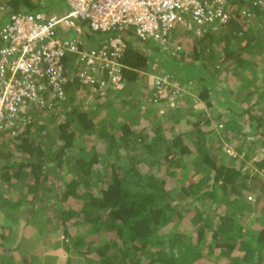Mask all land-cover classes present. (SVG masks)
Here are the masks:
<instances>
[{"label": "trees", "instance_id": "1", "mask_svg": "<svg viewBox=\"0 0 264 264\" xmlns=\"http://www.w3.org/2000/svg\"><path fill=\"white\" fill-rule=\"evenodd\" d=\"M247 2L248 0H241L237 5L234 1L229 0L228 12L230 16L227 23L217 30L206 29L201 36H198L195 43V52L190 53L193 60L202 62V70L195 69L197 75L192 74L191 76L192 79L197 78L198 80L197 83L193 84L192 89L197 88V98L202 101L203 105L201 110L196 111V115H202V118H204L202 122L201 119H195L192 123V129L196 134L193 141L194 152L187 144H184L181 134L175 135L167 142L161 134L160 121L163 122V118L161 119L160 116L165 117L169 111L178 110L179 112L182 108L168 109L162 114H156L150 122L153 137L148 142L140 137L141 130L138 131L132 126L137 123L135 118H130L129 121H119L120 125L117 130L111 134L112 124L123 110V104L127 100L121 101L122 106L119 108L115 104L110 106V114L103 115L101 120H95L93 116H89L86 111L78 110L76 106L71 108L72 111L66 110L62 106L63 110L61 111H63L64 120L57 123L53 131L58 149L48 157L43 142L34 136L33 131L36 128L33 129V126H36L37 120H32L21 131L17 130L18 132H15V128L0 129V182L6 183L9 191H18V197L24 198L32 204L30 208L32 214L35 213L34 211H38L37 207L34 209V203L40 193V188L48 178L45 165L56 159L57 164L61 167L64 162L62 156L70 150H78L75 158L70 162L74 169L73 176L68 181L63 180L61 188L55 189L57 212L52 214L51 217L49 216L51 222H59L63 226L62 235L58 236L54 243L51 242L50 249L61 248L67 253L64 264L72 263V259L69 257L71 252H77V254L84 257H93L94 260L91 261V264H184L185 262L181 257L184 250H197L200 242L207 235H209V241L207 242L209 251L218 252L217 254L220 256L234 250L245 254L251 252V257H253L254 251L257 252L258 250L260 257L250 264H264V200L259 198L254 201L255 204L251 205L245 199L246 194L251 191L250 189H253V191L262 189L261 196H264V175L250 176L244 173L242 171L243 160L237 167L218 160V155L213 151L212 144L206 142L205 131L200 130L201 123L204 124L209 121L206 111L212 112L213 109L216 110L214 117L223 120V124L219 127H231L236 132H239V127H241V125L235 123V116L230 117L226 108L224 110L218 106L213 88L215 87L216 91L229 99L231 90L227 87L226 89L224 87L220 88L218 85L219 79H217L216 74L219 71L218 69L225 65V60L231 54H235L237 62L244 56L250 57L251 60V57L255 54V52H251L253 47L264 41V24L260 30L257 27L254 28L248 25L252 13L257 19L263 16L264 0H261V3L255 6ZM1 3L7 7L9 15L21 11H45L47 8V5L43 6L44 3L40 0H0ZM241 4H248L247 9H242ZM239 9L244 12H238ZM86 30L87 26L84 25V40L86 44L91 45L95 38L92 35L89 36ZM111 34L113 35V33ZM125 37L127 45L120 58L123 65L121 70L124 86L120 91L112 93L116 95L114 96L115 99L123 96L125 91L131 93L141 78L143 79L142 87H145L146 73L152 69L150 62H155V58H152L151 53L148 52L150 49L148 47H152L151 49L155 54H164L163 59L158 61L165 62L169 60L170 62L175 61L183 63L182 65H188L185 63L187 57L183 50L178 53V55L180 54L178 57L170 58V55L166 54L160 46L153 42L133 40L132 30L125 31ZM216 43H220L219 54L215 53L214 46ZM260 48L262 49L261 46H259ZM214 54L217 55L215 58L213 57ZM214 59L216 61L212 62ZM244 64L243 62L240 65L241 67L236 64L232 68V70H236L237 78L240 79L239 88H246V83L251 82L252 86L248 95L254 94L260 88L261 91H258L257 94L264 95L262 84L256 86L257 77L250 78L244 75L243 68L247 69L246 66H248H244ZM162 68L176 76L174 71L176 69ZM248 68L250 70L254 69L251 66H248ZM193 69L194 67L187 70L192 71ZM181 84L184 87H189L186 81L181 82ZM128 97L133 103L131 95ZM114 98L111 99V103H114ZM148 102L155 105L149 100ZM183 111H185L184 108ZM237 111L238 117L243 112H247L248 118L253 119L249 109L239 110L238 108ZM57 112L59 114L60 110H57ZM31 113L37 114L40 111L32 110ZM169 115L171 116L167 117H174L176 113ZM32 117L35 119L34 114ZM256 122L254 126L257 131L258 127L264 124V116L257 117ZM41 124H43L42 121ZM44 126L36 127L41 129ZM98 126L103 128L98 131ZM78 132H94L96 136L102 138L104 140H102L103 144H105V148L102 147V149L108 156L101 158L98 150L85 148L77 138ZM139 145L145 147L154 156L162 155V158L167 161V165H165L167 169L170 167L173 169L185 163L182 160L186 158L187 154L194 153L195 156L201 159L202 171L205 172V177L202 180H197L196 183L191 182L179 186L182 195L189 197L199 192L195 188L200 183L203 185L205 182L207 184L209 180L211 181L210 186L203 191L202 195V199L206 197L213 199L210 211L194 209V214L198 217L199 222L197 221L195 224L193 241L187 240L193 234H189V231L187 232L180 226V219L184 214L177 212V205H173L171 201L170 185L168 179L164 176V171L160 175L146 174L139 171L133 160L128 161V167L119 163L122 158L118 146H121L124 151H129L130 149L135 150ZM112 152H115L116 158L109 157ZM105 162H107L106 170H108L105 178L102 180L101 175L100 178L94 180V165H102ZM254 164L256 170H264V156L258 157ZM172 169L169 170V173H173ZM256 172L259 174L258 171ZM53 175L55 178L58 177L57 173ZM218 187L223 190V194L219 195L217 193ZM239 191L243 193L240 196V206L247 212V215L253 212L250 219L251 226L247 231L249 240H251L249 245H245L247 239L243 235V227L236 224L234 212L224 211L222 205L219 206L220 201H229L230 196L239 193ZM71 199L74 205L70 204L69 200ZM5 202L9 203L11 213L10 216H7L2 211V206H0V211L3 212L0 215V249L9 248L13 238L12 225L18 216L15 211L18 204L10 201V199L5 200ZM215 214L217 218L214 217ZM175 215L177 217L174 221L172 218ZM30 219L28 217L27 222ZM46 221L50 220L47 219ZM35 224L39 227L43 225L40 221ZM69 224H85V228L77 230L75 234L72 233L69 240V233L66 230ZM4 228H10L11 230L9 233H4ZM39 230L43 231V228L41 227ZM47 232L50 234L49 231ZM12 248L17 249L18 246L15 245ZM39 255L40 253H35L33 256L24 253L20 264H36V259L40 258ZM240 257L241 255L238 256L239 259ZM3 258L4 255L0 257L2 262ZM5 263H9V260Z\"/></svg>", "mask_w": 264, "mask_h": 264}, {"label": "rangeland", "instance_id": "2", "mask_svg": "<svg viewBox=\"0 0 264 264\" xmlns=\"http://www.w3.org/2000/svg\"><path fill=\"white\" fill-rule=\"evenodd\" d=\"M40 1H43V6L45 4L47 5L45 12L49 14L59 15V13L68 10L67 4L61 0ZM233 1L235 4L238 5V2L241 0H232V2ZM247 5L241 4V8L247 9ZM4 8L5 9L0 10V12H7L8 14V10H6V7ZM1 23H3V19H0V25ZM248 23V25H251V27H257V29L260 30L264 24V14L261 18L257 19L252 13V17L249 19ZM90 34L94 37H101L104 35L95 32ZM198 36L200 35H196L192 32H189L184 27H182L181 24H177L175 29L171 32L170 38L172 39L173 43L180 44V52H182V50L185 48L186 51H190L191 53H193L190 50V47L195 45ZM132 38L133 40L138 41L135 36ZM219 45L220 43L215 44V53L219 52ZM259 46H261L262 49H259ZM151 48L152 47H148V52L151 53V57L155 58L154 60L156 62H161L158 60L163 59L164 54H155V52ZM251 52H255V54L251 57V60L250 57L244 56L241 60H239V62H237L235 54H231L229 55V58L225 60V65H223L219 69L217 68L219 70L218 73H216L217 79H219L218 85L220 86V88L224 87L226 89L227 87L229 90H231V96L229 99L225 98L224 95L216 91L215 87L213 88L214 93L217 97L216 100L218 102V106H220L221 109H227L230 114V117L235 116V123L241 125V127H239V132L234 131L231 127H219L223 124V120H219L214 117L216 111L215 109H213L212 112L206 111V116H208L209 121L208 123H201L200 130L203 129L205 131L204 134L206 137V142L212 144V147L214 148L213 151L218 155V160L226 163L227 165H233L236 167L239 166L241 160H243L242 171L244 173L249 174L250 176H260V174H257L256 172V165L254 163L258 157L264 156V124L258 127L257 131L254 125L257 123V117L264 116V95L260 93L257 94L258 91H261V88L254 94L248 95V92L252 86L251 82L246 83V88H239L238 84L240 83V79L237 78V73H235L236 70H232V68H234L236 64L241 67L240 65H242L243 62L245 63L244 66L248 65L249 67H253L254 69L252 70H250L248 66H246L247 69L243 68L244 75H247L250 78H253V76L257 77L256 86L258 84H262L263 90L264 41H262L260 44H256L253 47V51ZM179 55L178 53H176L174 55H170V58H175ZM188 56L189 55H187V59L190 58ZM215 56L217 55L214 54L213 57L215 58ZM215 61L216 60L214 59V61L212 62ZM189 62H194V60H189ZM158 70L162 71L163 68L160 67ZM140 83L141 81L136 84L131 93H126L124 94L125 96L123 95L124 97L121 96L115 99L114 103H111V99L91 94L89 90L85 87H82L80 85L73 86L69 88V90H67L66 100L63 102L62 105H59V114L57 111L40 112L37 114L29 113L27 115L30 118L29 122H31L32 120H37L38 123H35L36 126L45 125L41 129H38V127L33 126V129H37H35L36 131L34 130L33 132L34 136L38 137L39 140L43 142V147L47 151V157L58 149L57 143H55V133L53 131L54 127H56V124L64 120V114L63 111H61L63 110L62 106L66 110L68 109L70 111H72L71 108L76 106L78 110L86 111L87 114L91 117L93 116L95 120H101L103 115L107 116L110 114V106H114L115 104L117 108H119L122 106L121 101L127 100V102L123 104V110L120 112V114L117 116V118L112 124L113 128L110 129L111 134H113L114 131L117 130L121 120L129 121L130 118H135L137 123L133 124L132 126L135 127L138 131L141 130L140 137H142V139H145L144 141H150V139L153 137V134L150 130V122L155 118L156 114L158 115V110L154 107V105L148 102L147 90L150 82L147 81L145 87H142V84ZM195 83L197 82L195 81ZM195 83H192L191 81L188 83V88H182L183 94L181 96L180 104L177 109H179L182 104L184 106L194 105L196 101H199L201 102L200 104H202V101L197 98V88L192 89L194 87L193 84ZM130 95L131 100H133V103H131L129 99L130 97H128ZM238 108L239 110L244 108L249 109L251 111V116H253V119L250 120L248 118L249 116L247 112H243L241 116L238 117ZM33 114L35 115V119L32 117ZM195 119H201L202 122L204 118H202V115H193V112L176 113V115L174 117H171L169 120L163 118V122L160 121V123L162 127L161 134L165 139V142L169 141L175 135L181 134V138L184 144H187L194 152L193 141L195 140L194 136H196V134L193 131L194 129H192V123ZM24 120H26V117L24 118ZM24 120H17V127L15 129V132L17 130L21 131L29 123L28 121ZM41 121L43 122V124H41ZM101 128L103 127L98 126L97 130L99 131V129ZM77 138L85 148H88L90 150H98L101 158L108 156L106 155V153H104L105 151L102 149V147L105 148V144H103L104 140L96 136L94 132H78ZM138 142L140 141L138 140ZM141 145H139L135 150L130 149L129 151H124L121 146H118V148L120 149L119 154L122 158L119 163L123 164V166L125 167H128V161L133 160L137 164V168L139 169V171L146 174L154 173L156 175H160V173L164 171V176L168 179V183L170 185L169 193L171 201L173 202V205H177V209L175 208L176 211L184 214L183 217L180 219V226L187 232L189 231V234H193L192 237L190 236L187 239L193 241L195 234L194 228L195 224L198 221V217H196V215L194 214V209L201 211L203 209H206L210 211L213 199H210L209 197L202 199V195L203 191L210 186L211 181L209 180L207 184L205 182L203 185L202 183H200V185L196 186L195 188L199 192L189 197H184L182 195V192L179 190V186L180 184H187L191 182L196 183L197 180H202V178L205 177V172L202 171L201 159L198 156H195L194 153L187 154L186 158H183L182 160L185 161V163L176 166V168L173 169L172 167H170L173 170V173H169V170L171 169L166 168L165 165H167V161L162 158V155L154 156L153 154L149 153L145 147ZM227 150H229L230 152H227ZM77 152V149H73L68 151L64 156H62L64 162L61 167L57 164L56 159L49 161L45 165V170L47 172L48 178L46 179L45 184L40 188V193L34 203V209L37 207L38 211H34L35 213L33 214L30 211L32 204L26 201V199L18 197V191H9L7 189L6 183L0 182V206H2V211L6 213L7 216H10L9 214L11 213V208L9 203L5 202V200L10 199V201H13L18 204V208L15 210L18 216L16 218L15 223L12 225L13 227L11 231L13 234V238L9 244V248L0 249V257L4 255L3 262L1 261V259L0 264H20L24 253H27L29 255L31 254V256H33V254L35 253H40V258L36 259V264L65 263L67 253L63 249H50L51 242L53 241L54 243V240L57 239L58 236L62 235L61 233L63 228V226H61L59 222H51L50 217L52 216V214L57 212V196L55 189L61 188L63 184L62 181H68L70 177L73 176L72 172L74 171V169L70 165V162L75 158ZM109 157L116 158L117 156L115 155V152H112ZM107 162L109 161L107 160ZM107 162L103 163L102 165H94V180L100 178L101 175L102 180L105 178V174L108 172V170H106ZM55 173L58 174L57 178H55V176L53 175ZM250 190L251 191L246 194L245 199L247 202H250L251 205L255 204L254 201L258 200L259 198L264 200V196H261L262 189L258 191H253V189ZM217 193L220 195L224 192L221 188H219ZM242 194V191H239V193L230 196L231 198L229 201H220L219 206L222 205L224 211L234 212V214L236 215V224L241 225V227H243L242 232L243 235H245V238L247 239L245 245H249L251 243V240H249L250 238L247 231L248 229H250L249 226H251L250 219L253 215V212L247 215V212L244 211L240 206L239 201L241 202L240 196ZM17 199L19 200V202ZM69 202L70 204L74 205L72 199L69 200ZM21 203L23 207L21 206ZM2 211H0V215L3 213ZM28 217L29 219H31L27 222ZM176 217L177 216L175 215L172 219L175 221ZM214 217L217 218L216 214L214 215ZM47 219L50 221H46ZM39 221L41 222V224H43L41 225L43 231L39 230L41 227L35 224ZM45 223L47 224L45 225ZM82 228H85V224H69L66 229L68 230L67 233H69L68 239L70 240V238L72 237L70 235L72 233L75 234L77 230H81ZM10 230V228H4V233H9ZM47 231H49L50 234ZM208 239L209 235H207L205 239L200 242L197 250H184L183 254L181 255L183 261L185 262L184 264H250L260 257V252L258 250L257 252L254 251L253 257H251V252L245 254L244 252L242 253L235 250L226 255L223 254V256H220L217 254L218 252L215 253L208 250ZM15 245L18 246L17 249L12 248L13 246L15 247ZM239 255H241L240 259L238 258ZM69 257L72 259L71 264H91V261L94 260L91 256L84 257L77 254V252L69 253ZM7 260H9V263H5V261Z\"/></svg>", "mask_w": 264, "mask_h": 264}, {"label": "built area", "instance_id": "3", "mask_svg": "<svg viewBox=\"0 0 264 264\" xmlns=\"http://www.w3.org/2000/svg\"><path fill=\"white\" fill-rule=\"evenodd\" d=\"M61 1L68 10L59 15L13 12L0 28V129H16L17 120L25 117L29 122L32 110L56 112L69 84L100 97L120 91L127 30L174 55L181 51L170 38L177 24L201 36L230 16L229 0ZM248 2L255 6L261 0ZM84 25L89 36L104 35L86 44ZM149 82L148 100L159 105L160 113L179 107L183 89L173 73L162 70ZM256 171L264 175L263 169Z\"/></svg>", "mask_w": 264, "mask_h": 264}, {"label": "crops", "instance_id": "4", "mask_svg": "<svg viewBox=\"0 0 264 264\" xmlns=\"http://www.w3.org/2000/svg\"><path fill=\"white\" fill-rule=\"evenodd\" d=\"M59 5V4H58ZM60 6V5H59ZM4 7H6L4 4H0V10H3V9H5ZM6 10H8L7 9V7H6ZM8 16H9V12H8V14H7V12H3V11H1L0 12V19H3V23H1V25H0V28H1V26L7 21V19H8ZM0 45H1V40H0ZM191 45V44H190ZM191 49V51L192 52H195V48H196V45H194V46H192V47H190ZM183 52L186 54L185 56L187 57V55H189L188 57H190L189 59H185L187 62H185V63H187L188 65H182L183 63H178V62H175V61H169V60H166L165 62H150L151 64H152V69H151V71H149L148 73H146V78H145V81L147 82V81H151V76H153V75H157V74H159L160 73V70H158L160 67H165V68H168V69H171V70H173V69H176V70H174L175 71V74H176V76H177V79H178V83L180 84V86L182 87V88H186V87H184L182 84H181V82H184V81H186V82H190V81H193L194 83H195V81L197 82L198 80H197V78L196 79H192L191 78V76H192V74H195V76L197 75V73H195V69H197L198 71H201L202 70V62L201 61H197V60H194V62H189V60H193V58L191 57V55H190V51H186L185 50V48L183 49ZM187 67H190V68H187ZM192 67H194V69L192 70V72L191 71H188L187 69H189V70H191L192 69ZM163 70H165V69H163ZM202 73V72H201ZM142 78H141V83L140 84H142ZM73 86H78V84H69L68 85V88H67V90H69V88H71V87H73ZM126 93H128V92H124L123 93V95L124 94H126ZM129 94V93H128ZM114 96H116V95H114V94H112V92H110V93H108L106 96H103V97H105V98H108V99H113L114 98ZM125 96V95H124ZM123 96V97H124ZM116 98H119V97H116ZM115 99V98H114ZM201 101V100H200ZM196 102H199V101H196ZM195 102V104L194 105H190V106H184L183 104L181 105V107H180V109L182 110H179V112H178V110H174V111H169L167 114H166V116L164 117V116H160L161 117V119L162 118H168L167 120H169L171 117H167V116H171V115H169V114H174V112L175 113H184V112H187V113H189V112H193V115H196V111H199V110H201L203 107V105L202 104H198V103H196ZM199 103H201V102H199ZM188 105V104H187ZM184 106V107H183ZM154 107L155 108H157V110H158V114H162V113H160L159 112V105H154ZM187 107V108H186ZM183 108L185 109V111H183ZM58 110H60V108H58ZM181 111V112H180ZM207 112H209L208 110H207Z\"/></svg>", "mask_w": 264, "mask_h": 264}]
</instances>
